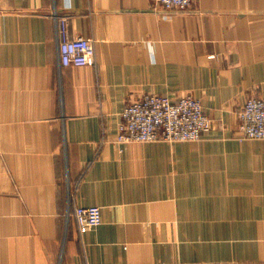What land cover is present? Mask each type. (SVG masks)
<instances>
[{
  "label": "crops",
  "instance_id": "0c3cea01",
  "mask_svg": "<svg viewBox=\"0 0 264 264\" xmlns=\"http://www.w3.org/2000/svg\"><path fill=\"white\" fill-rule=\"evenodd\" d=\"M61 17L94 65H61ZM148 94L195 97L211 131L117 143ZM253 97L264 0H0V264H264V140L238 130Z\"/></svg>",
  "mask_w": 264,
  "mask_h": 264
},
{
  "label": "built area",
  "instance_id": "2783aa9c",
  "mask_svg": "<svg viewBox=\"0 0 264 264\" xmlns=\"http://www.w3.org/2000/svg\"><path fill=\"white\" fill-rule=\"evenodd\" d=\"M164 11L186 10L199 0H154ZM59 55L63 67H86L95 63V45L91 39H69L66 17L59 19ZM240 140H264V99L247 100L238 115ZM212 120L200 100L193 96L177 100L148 94L128 105L122 113L116 142L181 143L196 142L212 129ZM73 217L81 234L102 223L101 208L76 207Z\"/></svg>",
  "mask_w": 264,
  "mask_h": 264
},
{
  "label": "rangeland",
  "instance_id": "374dc122",
  "mask_svg": "<svg viewBox=\"0 0 264 264\" xmlns=\"http://www.w3.org/2000/svg\"><path fill=\"white\" fill-rule=\"evenodd\" d=\"M186 96H188V95H186ZM189 96H191V95H189ZM185 97V96H184ZM207 114V113H206ZM211 119V118H210ZM239 119V118H238ZM213 124V123H212ZM238 126H239V123H238ZM212 127H213V125H212Z\"/></svg>",
  "mask_w": 264,
  "mask_h": 264
}]
</instances>
